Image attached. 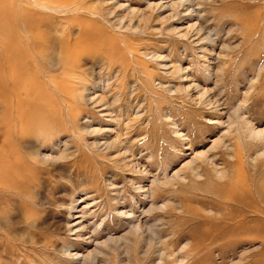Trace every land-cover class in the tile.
I'll list each match as a JSON object with an SVG mask.
<instances>
[{
  "label": "rangeland",
  "instance_id": "rangeland-1",
  "mask_svg": "<svg viewBox=\"0 0 264 264\" xmlns=\"http://www.w3.org/2000/svg\"><path fill=\"white\" fill-rule=\"evenodd\" d=\"M52 1L0 0V264H264V0Z\"/></svg>",
  "mask_w": 264,
  "mask_h": 264
},
{
  "label": "bare ground",
  "instance_id": "bare-ground-1",
  "mask_svg": "<svg viewBox=\"0 0 264 264\" xmlns=\"http://www.w3.org/2000/svg\"><path fill=\"white\" fill-rule=\"evenodd\" d=\"M26 1H28V0H26ZM34 4H35V6H38V7H43L45 10H50V9H53V8H51L49 5H47V4H42V3H40L41 2V0H31ZM57 1V2H56ZM56 1H52V3L53 4H56V8H63L64 10L66 9V8H68L70 5H72L73 3H76L78 0H56ZM185 1H189V2H192L193 3V1H191V0H182V1H180V2H182V3H184ZM188 3V2H187ZM180 4V3H179ZM180 5H182V4H180ZM179 5V6H180ZM184 5V4H183ZM188 5H189V3H188ZM175 6V5H174ZM177 6V5H176ZM175 6V7H176ZM181 7V6H180ZM63 9H61V10H63ZM71 9V8H70ZM56 10V9H55ZM68 10V9H67ZM51 11V10H50ZM49 12V11H48ZM16 15V14H15ZM21 17L28 23V24H30L32 27H30L28 24L26 25L27 26V28L29 29V31L30 32H32V33H35L34 32V30H35V28L33 27V26H35V25H33V24H36V23H38V22H40L41 24H43V25H48V27L50 28V24L49 23H47L46 21H44V20H39L40 18H37L36 17V15L34 14V12H32L31 10H29V8H25L23 11H22V13H21ZM18 17H15L14 19H13V21H12V27H13V29H15V28H19V23L17 22L16 23V19H17ZM8 21V22H7ZM9 19L8 18H4L3 20H1V24H5L6 25V27H7V29H6V31L8 32L9 31V28H8V23H9ZM121 24V23H120ZM37 25V24H36ZM39 25V24H38ZM23 26V25H22ZM2 27H3V25H2ZM198 28V27H197ZM24 29V28H23ZM25 30V29H24ZM37 31H38V36H42V37H44V38H48V36H47V34H44L43 32H41L39 29H37ZM192 31V30H191ZM25 32V31H24ZM198 32V31H197ZM199 32H200V29H199ZM203 32V31H202ZM7 35H9V34H7ZM83 37L84 36H88V33H86V34H84V35H82ZM82 36H80L78 39H76L74 42H73V46H76V45H80V43H81V38H82ZM204 37V36H203ZM209 39V38H208ZM9 41H10V39H9ZM8 40H7V38H5V40H4V42H3V44H2V46L3 45H5V50H11V51H13V52H15L14 50V48L11 46V44H10V42H9ZM30 43H33L34 44V47H35V49H37V50H39V51H44L45 50V48H48V47H50V46H48V47H46L45 46V41H43V43H44V45L40 42V41H30ZM45 46V47H44ZM20 50V49H19ZM0 53H1V51H0ZM5 54V53H4ZM3 56V55H2ZM9 60V58L7 59V61ZM17 62H19V60H17ZM7 64H8V62H7ZM7 64H6V66H7ZM9 64L11 65V63L9 62ZM11 69V68H10ZM12 75V74H11ZM10 75V76H11ZM18 77H20V76H18ZM12 78V77H11ZM15 78L17 79V75H15ZM14 79V78H13ZM13 79H11V82L12 83H14L12 80ZM16 82V81H15ZM18 85V84H17ZM21 86V85H20ZM15 87H17L16 85H15ZM19 87V86H18ZM11 88V87H10ZM19 89H21V88H19ZM22 90V89H21ZM22 92V91H21ZM15 97H17V96H15ZM27 99V98H26ZM16 111V110H15ZM206 159V158H205ZM238 166V165H237ZM238 169V168H237ZM243 171V170H242ZM241 172V171H240ZM244 172V171H243ZM224 173V172H223ZM239 173V172H238ZM235 174V173H234ZM235 176H237V175H235ZM234 176V177H235ZM241 176V175H240ZM243 177H244V174H243ZM243 177H242V179H243ZM247 177V176H246ZM241 178V177H240ZM241 180V179H240ZM238 181H239V179H238ZM250 181V180H249ZM244 180H243V182L242 183H238V184H236V185H234V186H232V187H228L227 189V191L225 192V199L224 198H222V200L224 199V202H223V207H225V206H229V205H235V209L233 210L234 212H236L237 213V215H238V218H241V220L242 221H246L245 220V218L247 217V218H249L250 217V214H256V215H258V214H260L261 215V213H264V206H261V203H258V202H256V201H254L253 199H251V200H253L254 201V203H252L253 201H250V199H249V196L251 197V196H253V195H251V193L245 188V186L246 185H244ZM250 183H252V182H250ZM252 186V185H251ZM261 186V185H260ZM264 186V185H263ZM189 187V186H188ZM256 187V186H255ZM259 187V186H258ZM258 187L257 188H255L254 189V191H256L257 193H260V196H261V201L264 203V189H258ZM251 189V188H250ZM253 191V192H254ZM258 197V196H257ZM255 199V198H254ZM257 199V198H256ZM258 200V199H257ZM260 202V201H259ZM255 203H257V204H255ZM263 205V204H262ZM237 207H239V208H237ZM236 220H229V223L230 224H233L234 222H235ZM247 222V221H246ZM263 263H264V261H263Z\"/></svg>",
  "mask_w": 264,
  "mask_h": 264
}]
</instances>
